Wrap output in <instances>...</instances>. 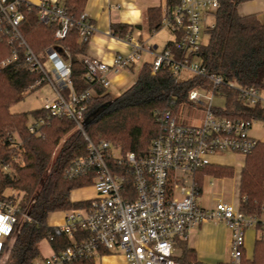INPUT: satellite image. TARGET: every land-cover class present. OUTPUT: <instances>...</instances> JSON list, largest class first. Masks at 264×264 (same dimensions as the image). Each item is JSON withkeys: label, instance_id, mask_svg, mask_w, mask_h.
<instances>
[{"label": "built area", "instance_id": "obj_1", "mask_svg": "<svg viewBox=\"0 0 264 264\" xmlns=\"http://www.w3.org/2000/svg\"><path fill=\"white\" fill-rule=\"evenodd\" d=\"M22 5L35 6L41 24L57 25L56 41L63 39L72 25L57 0L36 3L0 0V43L9 49V55L0 59V71L20 63L40 76L35 85L42 82V87L47 86L53 92V99H43L38 108L45 117L30 115L26 129L40 136L48 119L72 121L87 140V153L71 163L65 177L73 179L89 174L94 191V197L84 200L85 205L63 212L62 225L52 227L50 239L62 236L72 241V245L34 264H69L75 259L100 257L103 252L122 255L125 264H182L173 259L176 245L186 241L191 230L205 221L223 222L230 231L226 264L251 261L253 256L247 258L245 254V232L258 226L264 232V206L260 217H254L222 200L209 210L196 204L199 197L193 174L209 164L204 160L206 156L232 153L246 157L257 144L249 134L253 120L230 119L217 114L226 103L222 88L234 91L238 101L246 107L264 111V89L227 81L209 73L203 65L199 54L200 33L206 28L208 16L218 9L219 0H179L176 9L164 10L162 27L172 35V49L151 53L141 43L124 38L120 40L129 48L128 53H118L110 63L84 59L86 80L104 88L109 86L111 75L132 68L140 61L142 53L153 57L152 74L167 68L175 81H182V73L188 74L185 80L199 77L208 81L210 87L199 85L186 96V103L204 106V117L199 124H178L170 109L163 111L159 117L162 132L151 141L143 157L133 153L122 156L109 143L93 144L88 140L83 127L92 90L79 93L74 90L67 53L64 57L53 47L46 48L40 55L31 50L20 31ZM78 28L81 40L90 39L93 28L84 12ZM19 145L17 135L0 142V237L4 239L0 241V249L16 225L28 220L20 206L22 195L11 186L3 188L4 179L11 176L19 162Z\"/></svg>", "mask_w": 264, "mask_h": 264}, {"label": "trees", "instance_id": "obj_2", "mask_svg": "<svg viewBox=\"0 0 264 264\" xmlns=\"http://www.w3.org/2000/svg\"><path fill=\"white\" fill-rule=\"evenodd\" d=\"M87 0H57L71 20L65 37L54 39L58 27L48 26L37 18V8L22 5L23 20L20 31L31 48L40 55L46 48L53 47L61 55L68 54L71 81L79 93L92 90V97L86 104L85 136L93 144L109 143L122 156L133 153L137 157L146 155L153 139L162 132L161 113L170 109L173 115L186 104L189 91L199 85L210 87L208 81L193 77L175 81L167 68L151 73V63H144L134 84L116 98H111L106 88L94 86L86 78V49L89 39L79 37L80 16ZM248 0H219V7L213 13V26L206 30L208 41L199 50L206 70L220 75L227 81L241 86L264 89V24L255 16L240 17L237 7ZM179 0H165V9L173 11ZM161 7L148 8L143 18L148 32L162 28L164 10ZM111 34L124 39L130 26L111 25ZM171 42L164 50L172 49ZM9 55V49L0 43V59ZM65 57V56H64ZM36 73L19 65H11L0 71V142L12 135L20 139L19 162L11 176L4 179L3 188L11 186L22 195L20 206L28 220H22L5 239L0 249V264H34L40 259L39 243L47 240L54 253L72 245V241L62 236L49 238L53 228L48 218L56 212L75 210L85 201L72 202L71 193L90 187L91 175L67 179L65 171L71 163L87 153V140L72 121L64 118L48 119L42 134L36 136L26 129L29 116L44 115L35 109L30 112L12 114L10 108L24 100L29 94L40 89L44 83ZM226 95L221 117L264 122L261 108H249L238 101L234 91L222 88ZM198 197L202 194L206 177L213 179L231 178L233 168L217 164H206L193 174ZM264 143L257 141L250 154L244 157V165L239 180V211L248 216L260 217L264 206ZM260 236L254 242L253 257L244 264H264V232L258 226ZM179 256L173 259L182 264H201L195 251L186 242L178 244ZM107 255L100 253V256ZM69 264H96V258L75 259Z\"/></svg>", "mask_w": 264, "mask_h": 264}, {"label": "crops", "instance_id": "obj_3", "mask_svg": "<svg viewBox=\"0 0 264 264\" xmlns=\"http://www.w3.org/2000/svg\"><path fill=\"white\" fill-rule=\"evenodd\" d=\"M31 1L36 3L39 0ZM157 7L165 8V0H87L84 7V13L93 28V32L86 49V59H94L110 63L118 53H128L129 48L126 44L119 38L111 35L110 27L115 24L130 26L131 29H129V33L125 38H130L141 43L146 49H149L151 53H157L164 50L166 43L172 40V35L166 28L164 29L167 30L170 37L162 49H159L156 45L149 44L143 35L145 31L148 32L143 13L148 8ZM237 13L240 17L253 15L261 24H264V0H248L242 2L237 7ZM142 58L146 59L144 63H150L153 60L152 55L149 53H142L141 59ZM136 64H134L132 68L126 69L120 73L122 74L127 70L132 72ZM118 74L111 75L110 82L114 83L119 80L121 76L118 77ZM242 168L243 166H240L239 175L235 182H232L234 177L232 178L231 176V206H234L237 210H239V180ZM214 180L215 179L213 178L206 177L204 183L207 181L209 185H213ZM74 192H78V190L71 193L70 199L72 202L84 201L94 197L93 189L91 196L83 198L79 195L73 198L72 194ZM218 200L213 199V204L209 209H212ZM223 202L228 203L227 201ZM56 213H60V216L52 217L55 215V213H53L48 218V225L51 227L59 226L63 223V212ZM259 236L260 231L257 228L248 229L245 232V245L246 242L250 243L253 240L254 248V242ZM230 240V231L223 222L205 221L191 230L185 242L188 248L195 251L197 261L201 264H226L229 261L228 251ZM176 249H179L178 245L175 247V250ZM39 252L41 259L49 257L53 253L50 246L49 253L46 256L42 257L40 248ZM245 254L247 258L252 256L247 255V250L245 251ZM100 264H125V259L120 254L104 255L100 258Z\"/></svg>", "mask_w": 264, "mask_h": 264}, {"label": "rangeland", "instance_id": "obj_4", "mask_svg": "<svg viewBox=\"0 0 264 264\" xmlns=\"http://www.w3.org/2000/svg\"><path fill=\"white\" fill-rule=\"evenodd\" d=\"M165 9V8H162ZM213 15L208 16V23L200 33V42L202 45H205L208 41V34L206 29L209 28L213 24ZM145 40L151 45L158 46L159 49H162L165 43L169 40V33L163 27L159 30L148 33L145 31L143 33ZM145 58L141 59L137 62L134 70L131 72L129 70L123 72L122 74H118V77L121 78L117 81L110 82L109 86L106 88V91L110 94L111 98H116L125 92L128 88H130L137 79L138 72L141 66L145 62ZM188 77V74L182 73L180 75V80H185ZM53 92L48 89L47 86L42 87L32 93H29L23 101L15 104L10 108V113L12 114H20L33 111L38 109L42 105V100L45 98L53 99ZM217 104V102H214ZM204 117V106H192L186 103L182 106L176 113V120L178 124L185 126H194L198 125L199 122ZM250 136L255 138L257 141L264 143V122L254 121L249 132ZM205 162L209 164H217L222 166L233 167V176L232 182L238 178L240 166H243L244 158L241 155L230 154V153H219L205 157ZM202 195L198 198L196 204L198 207L209 210L211 205L213 204V199H222L223 201H227L231 205V178H223V179H215L213 185H209L207 181L203 185ZM92 194V188L86 187L78 192H74L72 197L75 198L77 195L83 197H89ZM80 198V197H79ZM234 208V206H232ZM236 209V208H234ZM237 210V209H236ZM60 213H55L52 217H58ZM51 217V218H52ZM50 218V219H51ZM51 221V220H50ZM3 237H0V241H3ZM180 243V242H179ZM178 243V244H179ZM177 244V245H178ZM176 245V246H177ZM39 248L42 253V257L46 256L49 253V246L47 240L42 241L39 244ZM246 250L247 255L253 256V240L250 243L246 242ZM174 256L180 255V250H174ZM229 254V251H228ZM118 255V254H115ZM100 257H96V264H100ZM41 259V257H40Z\"/></svg>", "mask_w": 264, "mask_h": 264}]
</instances>
